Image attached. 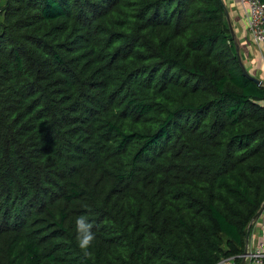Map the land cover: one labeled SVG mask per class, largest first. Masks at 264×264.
<instances>
[{"label":"trees","instance_id":"1","mask_svg":"<svg viewBox=\"0 0 264 264\" xmlns=\"http://www.w3.org/2000/svg\"><path fill=\"white\" fill-rule=\"evenodd\" d=\"M263 202L222 0H0V264H215Z\"/></svg>","mask_w":264,"mask_h":264},{"label":"crops","instance_id":"2","mask_svg":"<svg viewBox=\"0 0 264 264\" xmlns=\"http://www.w3.org/2000/svg\"><path fill=\"white\" fill-rule=\"evenodd\" d=\"M227 13V21L232 30V37L239 48V54L246 69L264 84V52L252 41L244 18L243 8L239 0H222ZM229 28V29H230ZM254 236L264 230V211L253 223ZM250 239V238H249Z\"/></svg>","mask_w":264,"mask_h":264},{"label":"built area","instance_id":"3","mask_svg":"<svg viewBox=\"0 0 264 264\" xmlns=\"http://www.w3.org/2000/svg\"><path fill=\"white\" fill-rule=\"evenodd\" d=\"M243 8L246 30L252 41L264 52V4L260 0H239ZM239 258L243 264H264V230L258 234L251 244L247 240L243 253L238 256L221 258L215 264H236Z\"/></svg>","mask_w":264,"mask_h":264},{"label":"clouds","instance_id":"4","mask_svg":"<svg viewBox=\"0 0 264 264\" xmlns=\"http://www.w3.org/2000/svg\"><path fill=\"white\" fill-rule=\"evenodd\" d=\"M76 228L79 239V247L84 251V255L88 256L90 253L87 251L92 241L94 240V233L92 232V225L81 216L76 221Z\"/></svg>","mask_w":264,"mask_h":264},{"label":"water","instance_id":"5","mask_svg":"<svg viewBox=\"0 0 264 264\" xmlns=\"http://www.w3.org/2000/svg\"><path fill=\"white\" fill-rule=\"evenodd\" d=\"M226 11V9H225ZM227 15V13H226ZM230 28V27H229ZM230 32L232 34V30L230 28ZM233 35V34H232ZM236 50H237V54H238V60H239V63H240V67H241V70L243 72V75L248 77L249 79H251L252 81H254L255 83L259 84V85H262L263 81L261 79H259L258 77H256L255 75L251 74L245 67L244 63L242 62L241 60V57H240V54H239V48H238V45L236 44ZM264 211V202L262 203L261 207L259 208V210L256 212V214L254 215L253 217V220H256L257 218H259V216L263 213ZM240 264H243V260L240 262Z\"/></svg>","mask_w":264,"mask_h":264},{"label":"rangeland","instance_id":"6","mask_svg":"<svg viewBox=\"0 0 264 264\" xmlns=\"http://www.w3.org/2000/svg\"><path fill=\"white\" fill-rule=\"evenodd\" d=\"M226 18H227V15H226ZM258 219V218H257ZM256 221V220H255ZM254 226V225H253ZM253 226H252V229H251V231H250V233H249V238H250V242H251V244L253 243V241H254V238H255V236H254V233H255V227H254V229H253ZM248 238V239H249Z\"/></svg>","mask_w":264,"mask_h":264}]
</instances>
